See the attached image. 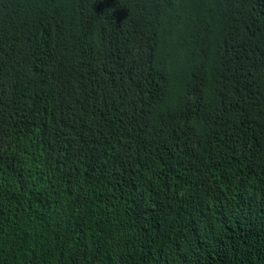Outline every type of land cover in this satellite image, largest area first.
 Returning <instances> with one entry per match:
<instances>
[{
  "label": "trees",
  "instance_id": "trees-1",
  "mask_svg": "<svg viewBox=\"0 0 264 264\" xmlns=\"http://www.w3.org/2000/svg\"><path fill=\"white\" fill-rule=\"evenodd\" d=\"M0 264H264V0H0Z\"/></svg>",
  "mask_w": 264,
  "mask_h": 264
}]
</instances>
